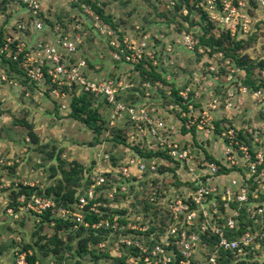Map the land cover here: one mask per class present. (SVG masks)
Listing matches in <instances>:
<instances>
[{"label":"built area","instance_id":"1","mask_svg":"<svg viewBox=\"0 0 264 264\" xmlns=\"http://www.w3.org/2000/svg\"><path fill=\"white\" fill-rule=\"evenodd\" d=\"M10 1L19 3L23 10L7 26L9 32L4 29L0 54L16 61L40 94L48 92L54 99L71 96L73 91L91 95L97 105H104L109 110L108 120L112 125L124 123L131 127L124 138L132 149L146 148L142 154L135 151L123 159L111 151L101 153L99 160L102 159L106 167L87 173L86 194L78 197L75 207L82 211L89 205L90 211L106 215L89 223L81 214H76L74 226L110 229L111 237L99 242L98 250L118 258L126 254L129 264H168L176 259L178 264H222V259L229 254L234 257L255 254L261 246L260 241L264 242V199L257 200L264 195V120L257 125H239L223 122L220 112L234 107L238 94L249 95L264 105V64L258 68L257 76L252 77L259 84L253 88L242 82L246 70L230 57H223L221 66L229 71L226 74L229 84L219 91L213 86L208 102L200 105L189 98V87L179 91V110L184 120H180L177 129L175 126L166 129L155 109L128 99L125 90L134 87L133 84L125 83L120 76L97 79L89 74L85 58L74 57L83 42L79 31L70 33L59 22L47 25L41 0ZM178 3L181 0H168L171 8ZM194 7L206 15L214 25L215 33H228L236 40H248L253 36L260 26L256 24L260 20L259 14H264V0H200ZM47 30L51 32L50 37ZM147 38L148 35H143L136 44L126 37L110 36L111 58L137 67L148 58L145 54L149 44ZM171 47L196 54L205 53V48L209 50L200 43L199 34L192 30L181 31L165 49ZM0 79H8L1 57ZM149 97L150 93H146V98ZM199 133L218 137L224 150L222 158L206 153ZM145 152L156 153L146 155ZM112 156L117 159L115 163ZM161 166L172 168L168 171L171 176L176 174L180 184L152 185L150 176H162L158 174ZM225 169L230 171L225 173ZM249 181L254 188L250 187ZM146 189H149L148 196L144 195V198L152 204L147 212L141 209L131 212V208L124 209L116 204L118 194L120 198L122 194L126 195L122 197L124 200L128 191L135 193ZM104 197L107 203L101 201ZM101 206L111 209L103 212ZM240 206H245L247 217L258 227L231 236L229 233L237 232L240 227ZM6 208L7 214L18 220L27 214L54 210L56 202L45 195L20 194L16 204ZM116 209L123 211L116 212ZM154 209H159L156 215ZM57 212L63 217L71 214L63 207ZM130 214L135 215L131 218ZM152 226L155 229L151 231ZM14 240L20 242L19 237ZM133 248L136 249L134 254ZM12 250L10 259L6 254L0 255V264H29L27 256L31 251ZM35 264L67 263L47 258Z\"/></svg>","mask_w":264,"mask_h":264},{"label":"rangeland","instance_id":"2","mask_svg":"<svg viewBox=\"0 0 264 264\" xmlns=\"http://www.w3.org/2000/svg\"><path fill=\"white\" fill-rule=\"evenodd\" d=\"M41 1L47 25L63 21L68 32L81 33L83 42L74 57L85 58L89 74L97 79L120 76L125 83L133 84L134 87L125 90L128 99H133L141 106H148V109H155L166 129L171 126L177 129L180 120H184L179 110V91H185L189 87V98L196 105H200L208 102L213 86L220 85L224 88L229 84L226 80L229 71L225 66H221L222 58L228 57L229 54L219 48L221 44L231 53L236 54L238 51L244 61L255 62V65L250 67L252 77L257 76L258 68L264 60V14H259L260 20L256 24L260 26L255 38L239 43V48L232 51L237 48V43H231L229 38L225 39L218 31L215 34L221 39L220 44L208 45L205 42L209 49L205 48L204 52L208 54L205 55L190 53L178 47L165 49L167 43L176 40L183 30L196 31L197 34L205 32L206 21L201 20L195 9L190 10V7L182 2L178 10L175 6L171 8L168 0ZM89 3L102 10L109 21L101 18ZM22 10L19 3L0 0V32L4 29L9 32L7 26L19 17ZM47 35L50 37V30H47ZM143 35H148L149 41L145 54L152 67L148 66V70L139 66L131 67L111 58L108 46L110 36L126 37L137 44ZM206 36L209 37L210 34L206 33ZM143 64L145 66L144 62ZM151 69L161 77H154V73H150ZM8 74L5 81L0 79V158L4 160L0 166V255L6 254L10 259L12 249L21 244L44 260L56 257L63 251L77 254L83 250L81 247L85 243L87 250L94 245L99 247L98 243L96 244L97 230L77 231L53 220L40 219L33 214H27L19 221L13 220L12 216L7 214L6 207L13 200L14 194L24 193L25 187L33 188L36 192L48 191L49 195L57 199L64 198L63 195L69 196L85 174L105 169L106 163L102 159L99 160L102 152L111 151L117 158L123 159L135 151L142 154L146 148L134 150L120 140L121 135L124 136L132 129L124 123L112 125L111 120H108L109 110L104 105L93 103L104 120L102 132L97 133L71 115L69 95L54 99L48 92L40 94L39 89H36L38 87L29 83L22 71L11 67ZM153 77L155 82L145 80H153ZM156 83L159 84L154 85ZM146 93H150L149 98H146ZM238 97L229 111L221 109L223 122L257 125L264 120L263 104L249 95L238 94ZM62 104L65 107L61 108ZM99 122L96 120L94 123L98 125ZM115 132L117 136L114 140ZM181 132H185L184 127ZM198 136L207 145L219 140L215 135L199 133ZM99 139H102L101 142ZM168 169L161 166L158 174L162 176L156 178L151 175L152 185H174ZM148 190L136 194L134 191H128L127 198L118 199L116 204L125 209L131 208V212L143 209L142 202L144 195L147 198ZM119 196L120 194L117 198H120ZM134 215L129 216L133 218ZM14 237H19L20 242H14ZM257 251L258 253L252 254L246 262L264 264V245ZM110 260L98 259L93 257L91 252H85L83 261L90 264H112Z\"/></svg>","mask_w":264,"mask_h":264},{"label":"trees","instance_id":"3","mask_svg":"<svg viewBox=\"0 0 264 264\" xmlns=\"http://www.w3.org/2000/svg\"><path fill=\"white\" fill-rule=\"evenodd\" d=\"M198 1H200V0H181V2L184 3L187 7H190V10H192V9L194 10L195 9L194 4H195V2H198ZM190 2H194V3L191 4ZM89 4L101 18H103L107 22L109 21L108 17L104 16L102 10H100L93 3H89ZM179 4L180 3L175 5V9L177 8L179 10V8L181 6ZM197 12L199 13V16L201 17V20L203 19L204 21H206V24H205L206 26L204 27L205 32H202L201 34H199L200 43L203 44V45H206V44L214 45L215 43L220 44L221 39L216 37L217 35L213 31L214 25L207 20L206 15L202 11L198 10ZM44 21H45V18H44ZM58 22L63 27H65V24H64L63 21H58ZM54 24H55V22L51 23L50 25L52 26ZM206 33L210 34V36L207 37ZM221 35L227 40L229 38L231 40V43H233V42L237 43V46H236L237 48L236 49H232V51H236L239 48L240 44H242V43H244L246 41H249L252 38H255L256 34H253V36H251L248 40H241V39L240 40H236L235 38L234 39L231 38L228 35V33H224V32H222ZM3 41H4V30H1V32H0V46H2ZM205 42H206V44H205ZM219 48L220 49H224V51L229 54L228 57H231V59L235 60L236 63H238L240 66H242L246 70V77L242 80L243 84L249 85V86H251L253 88L254 87L257 88L259 86V84L256 82V80H254L252 78L251 73H250V67L254 66L255 62H252L251 60L244 61L240 57L238 51L236 52V54L231 53V52L228 51V48H223L222 44L219 46ZM235 55H236V57H235ZM233 56L235 58H237V59H235ZM0 57H1L2 66L5 69V72L7 73V75H9L8 72L10 71L11 67L13 69H17L18 71H21L19 66H18V63L16 61H13L11 59L5 58L3 54H0ZM143 62L145 63L146 67L144 66ZM150 64H151L150 61L145 59V60L141 61V63L138 64V66L142 67L144 70H148L147 68H148V66H151ZM263 64H264V60L262 61V65ZM150 73L151 74L154 73L153 74L154 77H157V78L161 77L154 70H152ZM154 77H153V80L150 79V78H145V80L155 82L154 81ZM220 89H221V87L219 85L218 86V91ZM70 98H71V103H70L71 115L74 116V118L83 121L85 124H87L92 129H94L97 133H101L102 129H103L102 122L104 120L99 115L97 109L94 108L95 105H93V103L95 101L93 100V97L91 95H89V94H86V93L77 94V93H75V91H73V92H71ZM178 98H180V97H178ZM95 107H97V106H95ZM184 108H185V106H184ZM96 120L100 121L98 125H96L94 123ZM116 136L117 135H116V132H115L114 135H113V139L114 140L116 139ZM117 139H119V137H117ZM121 139L123 140L122 142H125V138H124L123 135L120 136V140ZM101 140L102 139H99V142H101ZM145 153H147V155H151L153 153L155 154L156 152H145ZM0 159L2 160V163H3L4 160L2 158H0ZM112 159L114 160V163H115L116 160H115L114 156H112ZM0 166H1V164H0ZM169 170H172V168H169ZM229 171L230 170L225 169V173H228ZM66 178H68V177H66ZM172 182L174 183V185H179L180 184V181L178 180V177L176 176L175 173L172 175ZM88 184H89V177L88 176L86 177V174H85L83 180H79L78 181L77 185L74 187V190L70 193V195L69 196L68 195H63L64 198H60V199L54 198L52 195H49L48 191H43V192L38 191V192H36V191H33V188L25 187L24 188V190H25L24 193L17 192L16 194H14L13 197H12L13 200L11 201V203H8L9 205H7V206H14L16 204V199H17V197L20 194L30 195L32 193H36V194H40V195L49 196L56 202V208L54 210L47 209V210L43 211L41 214H38V215H35V216H38L40 219H43V220L56 221L58 224H62L65 227H68V228L72 227L73 229L75 228V230H77V231H82V230H87V229H91V230H94V231L97 230V233H95V234L98 235V238H96L97 239L96 244H97V243H99V242H101L103 240H107L109 238V236L111 234V232H110L111 230L110 229H103V228L92 229L90 227L89 228H85L84 226H76V227L74 226L75 225V219L74 218H75L76 214H81L84 217V220L88 221L89 223H93L94 221L98 220L100 217L106 215V214L98 215L94 211H90L89 210V205L84 206L82 211H79L75 207V204L78 202V197L86 194L85 191H86V188H87ZM249 185H250L251 188H254V184H252L251 181H249ZM138 192L139 191L135 192V194L138 193ZM124 196H126V195L122 194V197H124ZM122 197L121 198H116V201H118V199L123 200ZM263 199H264V195H260V197L257 200L259 201V200H263ZM101 201H104L105 203L108 202L106 197L102 198ZM142 203H143V205H142L143 209H141V210L147 212L150 208H152V204H150L148 202V200L143 199ZM60 207H63V208H66V209L70 210L71 214L68 215L67 217H63V216L59 215L57 210ZM234 207H237V205H234ZM100 209H101V211L106 212V211L110 210L111 208L101 206ZM138 210H140V209H138ZM122 211L119 210V209H116V212H120L121 213ZM158 211H159V209H154L153 214L156 215L158 213ZM24 216H26V215H24ZM19 220H22V219L20 218L17 221H19ZM239 220H240V222H239L240 227L237 230V232L229 233L231 236H233L234 234H240V233H242V232H244L246 230H249V229L251 231H254L258 227L251 219H249L247 217L245 206H240V219ZM122 221L124 222V220H122ZM160 223H163V221L160 220ZM154 229H155V227L152 226L151 231L154 230ZM257 240L258 239H256V241ZM260 243H261V246L264 245L263 241H260ZM16 248L20 249V251H22V250L30 251L29 249H25L26 247H25L24 244L23 245L21 244V246H16ZM81 248H83V250L78 252L77 254L76 253L75 254H68V253H65L63 251L58 256L52 257V258L49 257V258L54 259V260H58V261H64L67 264H90L89 262H85L83 260L85 259V252L86 253L87 252H91L92 256L96 257L98 259H104V258L111 259L112 260V264H129L127 262L128 256L126 254H123L122 257H120V258L115 257V256L113 257V256H110L108 253L102 251V250H98L96 245H94L91 249L87 250L86 243ZM131 252L133 254L136 253V249L135 248L131 249ZM254 253L257 254L258 251L255 250ZM252 254L253 253L245 254V256H242V257H234L231 254H229L228 257L222 259V264H249V262H246V260ZM27 260H28L29 264H35L36 261L41 262L42 260H44V258H39L35 254H33L31 252V255L27 256ZM177 262H178V260L176 259L173 262H170L168 264H178Z\"/></svg>","mask_w":264,"mask_h":264},{"label":"crops","instance_id":"4","mask_svg":"<svg viewBox=\"0 0 264 264\" xmlns=\"http://www.w3.org/2000/svg\"><path fill=\"white\" fill-rule=\"evenodd\" d=\"M27 94L29 93L27 92ZM205 151L210 155V157L214 158H222L224 154L222 144H220V142L218 141L210 142V145H207V143L205 142Z\"/></svg>","mask_w":264,"mask_h":264}]
</instances>
